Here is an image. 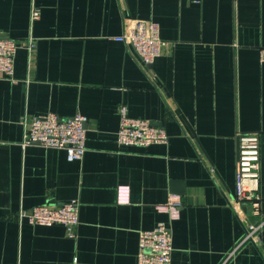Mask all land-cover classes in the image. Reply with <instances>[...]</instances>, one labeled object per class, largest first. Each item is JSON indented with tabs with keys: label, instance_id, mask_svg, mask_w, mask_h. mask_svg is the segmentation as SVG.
<instances>
[{
	"label": "crops",
	"instance_id": "obj_1",
	"mask_svg": "<svg viewBox=\"0 0 264 264\" xmlns=\"http://www.w3.org/2000/svg\"><path fill=\"white\" fill-rule=\"evenodd\" d=\"M140 20L166 43L147 67L116 40ZM0 35L34 41L13 80L0 77V264H137L139 233L159 222L171 264H264V226L258 247L228 257L244 235L232 208L241 132L259 135L264 218V0H0ZM121 106L168 141L118 145ZM47 114L86 118L80 160L23 145ZM171 195L172 221L157 209ZM46 202H76L77 226L19 218Z\"/></svg>",
	"mask_w": 264,
	"mask_h": 264
},
{
	"label": "built area",
	"instance_id": "obj_2",
	"mask_svg": "<svg viewBox=\"0 0 264 264\" xmlns=\"http://www.w3.org/2000/svg\"><path fill=\"white\" fill-rule=\"evenodd\" d=\"M39 16V10L33 9V20ZM116 40L123 42L132 50L143 66L151 65L158 58L165 42L160 38L159 25L153 21H135L133 26ZM34 41L19 42L0 35V77L13 80L14 58L18 49H32ZM259 60L264 63V47L259 48ZM120 123L116 133L117 144L122 147L149 146L165 144L168 136L163 128L152 126L147 120L131 118L126 107L121 106ZM86 118L75 114L71 118L60 119L55 114L35 117L29 123L23 145H37L46 149H61L66 152L69 161L80 160L86 151L84 124ZM236 168L234 174V199L232 208L244 224V235L228 254L232 257L243 244L260 245V232L264 226L261 217L260 189V140L255 132L238 133L236 136ZM125 187L118 189V200L127 201ZM181 200L178 195L157 206L160 212L167 213L169 220L179 216ZM247 216L255 219L249 222ZM19 218H25L31 225H63L72 230L78 224V205L76 202L63 204L43 203L30 211H19ZM173 251L171 228L167 222H159L153 229L139 233L137 264H171Z\"/></svg>",
	"mask_w": 264,
	"mask_h": 264
}]
</instances>
